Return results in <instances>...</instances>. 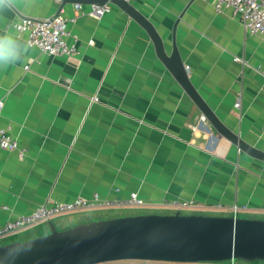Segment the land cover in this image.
I'll list each match as a JSON object with an SVG mask.
<instances>
[{
    "label": "crops",
    "instance_id": "obj_1",
    "mask_svg": "<svg viewBox=\"0 0 264 264\" xmlns=\"http://www.w3.org/2000/svg\"><path fill=\"white\" fill-rule=\"evenodd\" d=\"M129 1L170 41L169 52L175 34L191 81L221 121L264 149L258 70L264 38L249 32L232 9L218 12L212 0ZM75 4L18 0L0 12V34L26 44L15 21L60 13L80 50L48 55L27 44L21 61L0 70V128H9L25 150L20 157L0 146V226L49 200L95 193L109 199L137 193L144 213H172L177 202L192 201L195 212L229 214L238 205L245 216L264 218V162L215 129L159 58L145 27L114 5L95 17ZM93 220L52 219L60 230ZM44 223L36 234L30 227L11 238L48 234Z\"/></svg>",
    "mask_w": 264,
    "mask_h": 264
},
{
    "label": "water",
    "instance_id": "obj_2",
    "mask_svg": "<svg viewBox=\"0 0 264 264\" xmlns=\"http://www.w3.org/2000/svg\"><path fill=\"white\" fill-rule=\"evenodd\" d=\"M66 3H112L145 27L159 58L176 76L215 129L252 158L264 162V149L247 142L224 124L189 77L176 44L128 0H61ZM50 233L0 245V264H97L123 259L179 263L239 259L264 261V218L204 212L139 213L82 222Z\"/></svg>",
    "mask_w": 264,
    "mask_h": 264
},
{
    "label": "built area",
    "instance_id": "obj_3",
    "mask_svg": "<svg viewBox=\"0 0 264 264\" xmlns=\"http://www.w3.org/2000/svg\"><path fill=\"white\" fill-rule=\"evenodd\" d=\"M212 2L218 12L224 8L232 9L241 18L245 28L249 32L261 35L264 38V0H212ZM75 6L79 10L95 17H101L113 8V4L110 2L105 4H89L90 8L88 11L83 9L82 3H76ZM67 23V18L57 13L45 18L23 17L15 21L13 26L20 34L24 35L28 45L39 48L45 54L77 55L80 52L77 44L78 38L68 29ZM71 37L73 38V42H69V38ZM258 70L264 75V67L259 66ZM235 105L240 107V96ZM3 106L4 101L0 100V113ZM0 146L4 149L18 152L20 157H24L25 155V150L20 147L18 140L13 137L9 128H0ZM144 204V200L137 193H132L126 199L102 198L99 193H95L91 198L77 197L68 201L49 200L30 213L19 214L6 221L0 226V238L40 223L49 222L56 216L73 211L102 207L143 206ZM176 207L180 211L183 208H194L192 201H179L176 203ZM242 210L238 205H234L230 209L229 214L239 216ZM229 262L235 264L236 259H232ZM206 263L209 262L201 264ZM97 264H175V262L123 259L104 261Z\"/></svg>",
    "mask_w": 264,
    "mask_h": 264
},
{
    "label": "rangeland",
    "instance_id": "obj_4",
    "mask_svg": "<svg viewBox=\"0 0 264 264\" xmlns=\"http://www.w3.org/2000/svg\"><path fill=\"white\" fill-rule=\"evenodd\" d=\"M146 210H148V209H147V207H144V206H125V207L116 206V207L89 208V209H83V210H78V211L66 213V214H63L62 216H58V217L53 218V220L65 219L68 216H72V217H74V219L80 218V219H83L85 221L92 220V219H106V218H112V217H117V216L133 215V214H138V213H142V212L144 213V212H146ZM192 210H193V212H195L194 210H198V209L183 208L181 212H183V213L187 212L188 213V212H191ZM245 212L244 211H243V213L241 212L239 214V216H245L244 215V214H246ZM46 227H47V223H40V224L34 225L33 227L30 228V230H27V231H32L33 233L36 234V233L42 231V229L46 228ZM11 237H18V234L14 233V234L8 235L7 237L5 236L3 238V240L0 241V245L5 244V243H9L12 241H16V240H24L21 238L13 239ZM229 261L230 260L221 261V262H229ZM236 261H239V259H236Z\"/></svg>",
    "mask_w": 264,
    "mask_h": 264
},
{
    "label": "clouds",
    "instance_id": "obj_5",
    "mask_svg": "<svg viewBox=\"0 0 264 264\" xmlns=\"http://www.w3.org/2000/svg\"><path fill=\"white\" fill-rule=\"evenodd\" d=\"M18 0H0V12L13 9ZM29 46L11 33L0 34V70L18 63L27 54Z\"/></svg>",
    "mask_w": 264,
    "mask_h": 264
}]
</instances>
